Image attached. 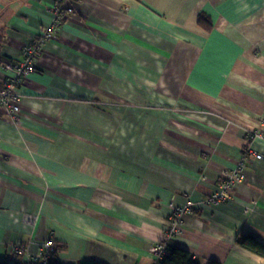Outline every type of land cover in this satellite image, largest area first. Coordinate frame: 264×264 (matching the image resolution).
I'll use <instances>...</instances> for the list:
<instances>
[{
  "label": "crops",
  "instance_id": "obj_1",
  "mask_svg": "<svg viewBox=\"0 0 264 264\" xmlns=\"http://www.w3.org/2000/svg\"><path fill=\"white\" fill-rule=\"evenodd\" d=\"M61 1L0 0V81ZM69 2L20 126L0 115V261L52 239L63 264H157L174 205L192 259L264 264L238 243L264 244V0ZM242 160L231 200L206 202Z\"/></svg>",
  "mask_w": 264,
  "mask_h": 264
},
{
  "label": "built area",
  "instance_id": "obj_2",
  "mask_svg": "<svg viewBox=\"0 0 264 264\" xmlns=\"http://www.w3.org/2000/svg\"><path fill=\"white\" fill-rule=\"evenodd\" d=\"M72 12L73 8L71 7L69 0L57 3L55 7V20L46 26L45 30L37 40L26 46L23 53V59L14 64L7 63L5 66L11 73L5 79L0 81V115L3 111H6L18 127L21 124L19 113L21 112L23 101V93L21 89L23 80L31 72L36 70V58L43 52L46 43L52 38L55 32L59 31L67 16ZM259 126L260 129L264 131V112L259 120ZM255 156L257 158L261 157L258 153H255ZM245 166V161L242 160L236 168L225 172L221 179L220 189L215 193H212L206 199V202L217 203L220 201H230V191L238 184L242 183L246 177ZM172 207L171 221L167 229L168 237L163 241L154 243L151 247V252L156 256L158 261L167 254V244L171 242L177 234L182 233L177 216L188 210L187 207H175L174 205H172ZM53 245L54 241L52 239H48L42 244L40 257H43L44 261L50 256ZM15 251L17 254H23L25 248L23 245L19 244L15 246Z\"/></svg>",
  "mask_w": 264,
  "mask_h": 264
},
{
  "label": "trees",
  "instance_id": "obj_3",
  "mask_svg": "<svg viewBox=\"0 0 264 264\" xmlns=\"http://www.w3.org/2000/svg\"><path fill=\"white\" fill-rule=\"evenodd\" d=\"M238 243L259 255L264 256V244L258 241L254 236L248 235L238 241ZM57 248H54L50 252V256L46 261H44L43 257H39L36 261H33L31 264H63L58 259ZM0 264H20L19 262H7L0 261ZM104 264V263H97ZM157 264H202L199 261L192 259L190 252L180 247L174 241H171L167 244V254L163 256L161 260L158 261ZM209 264H219L215 261L210 262Z\"/></svg>",
  "mask_w": 264,
  "mask_h": 264
}]
</instances>
